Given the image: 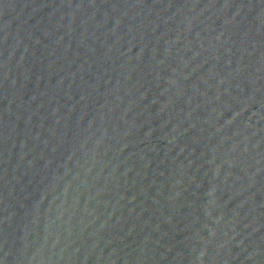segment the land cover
I'll list each match as a JSON object with an SVG mask.
<instances>
[{"label": "water", "instance_id": "95a60500", "mask_svg": "<svg viewBox=\"0 0 264 264\" xmlns=\"http://www.w3.org/2000/svg\"><path fill=\"white\" fill-rule=\"evenodd\" d=\"M0 264H264V0H0Z\"/></svg>", "mask_w": 264, "mask_h": 264}]
</instances>
